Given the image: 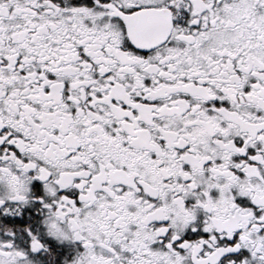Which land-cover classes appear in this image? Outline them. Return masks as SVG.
Segmentation results:
<instances>
[{
    "label": "snow or ice",
    "instance_id": "obj_1",
    "mask_svg": "<svg viewBox=\"0 0 264 264\" xmlns=\"http://www.w3.org/2000/svg\"><path fill=\"white\" fill-rule=\"evenodd\" d=\"M0 264H264V0H0Z\"/></svg>",
    "mask_w": 264,
    "mask_h": 264
}]
</instances>
